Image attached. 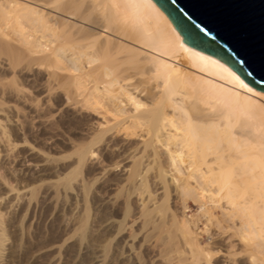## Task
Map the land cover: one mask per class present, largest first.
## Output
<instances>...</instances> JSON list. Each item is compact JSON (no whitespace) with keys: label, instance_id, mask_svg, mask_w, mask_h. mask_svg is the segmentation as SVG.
<instances>
[{"label":"bare ground","instance_id":"obj_1","mask_svg":"<svg viewBox=\"0 0 264 264\" xmlns=\"http://www.w3.org/2000/svg\"><path fill=\"white\" fill-rule=\"evenodd\" d=\"M181 41L153 0H0V54L45 66L47 92L60 89L66 103L100 116L87 141L73 146L78 164L95 157L101 141L119 134L138 138L128 148L132 162L125 183L139 182V195L146 194L153 206L147 172L155 165L165 193L171 190L185 202L187 190L198 203L204 245L190 218L171 215L190 263L197 264L207 246L244 251V264H262L264 104L255 93L264 91L221 60L185 42L181 47ZM130 97L147 107L137 111ZM161 145L166 162L155 150ZM142 207L150 214L158 209ZM224 259L241 260L235 252Z\"/></svg>","mask_w":264,"mask_h":264},{"label":"rangeland","instance_id":"obj_2","mask_svg":"<svg viewBox=\"0 0 264 264\" xmlns=\"http://www.w3.org/2000/svg\"><path fill=\"white\" fill-rule=\"evenodd\" d=\"M6 31L12 33L10 29ZM17 56L7 58L0 54V181L8 185L7 190L0 187V264H70L72 250L56 245H63L81 228L90 240L87 258L99 259L97 249L109 232L120 228L125 210L131 213L133 227H129V233L135 235L136 227L142 228L151 241L148 254L143 257L148 264H191V253L183 245V234L178 223L171 222V215L181 221L190 218L204 245V220L198 203L191 199L184 202L170 189L165 193L155 165L147 172V186L155 194L153 206L147 203L146 194L139 195V182L125 183L126 169L132 162L131 158L127 160L128 148L138 138L126 139L119 134L113 137L114 141L112 137L101 141L94 146L95 158L78 164L73 146L81 139L87 141L88 132L100 116L72 106V122L66 123L63 117L57 119L52 105L56 104V111L59 110L63 92L58 89L54 95L52 89L49 93L53 96L44 94L45 66ZM4 58L11 60L14 70L12 65L4 64ZM13 58L22 62L18 60V64ZM5 82L10 87L5 88ZM159 154L166 162L163 149ZM142 204L147 210L154 206L158 209L146 214ZM108 219L114 224L101 229V222ZM138 219L142 224L136 225ZM124 245L121 241L118 248ZM20 246L24 248L23 254L17 251ZM37 251L43 255L36 256Z\"/></svg>","mask_w":264,"mask_h":264},{"label":"water","instance_id":"obj_3","mask_svg":"<svg viewBox=\"0 0 264 264\" xmlns=\"http://www.w3.org/2000/svg\"><path fill=\"white\" fill-rule=\"evenodd\" d=\"M187 45L264 91V0H153Z\"/></svg>","mask_w":264,"mask_h":264},{"label":"snow or ice","instance_id":"obj_4","mask_svg":"<svg viewBox=\"0 0 264 264\" xmlns=\"http://www.w3.org/2000/svg\"><path fill=\"white\" fill-rule=\"evenodd\" d=\"M107 32V29L104 30ZM181 47H183V42L181 41ZM203 58V57H202ZM5 88L10 87L9 82H5ZM240 87L246 89L249 93L252 92V89L247 86L243 81H240ZM45 94L51 96L52 93L45 90ZM257 97L260 98L262 104H264V93H255ZM130 102L136 107L137 111L146 108L144 104L137 103L131 97L129 98ZM60 107L56 111V104L52 105L53 110L56 112V118L59 119L63 117L66 123H70L73 120V113L71 111L72 102L68 101L65 103L64 99L59 101ZM78 107V106H77ZM163 149V145L160 148H156V151ZM95 158V157H94ZM119 170V169H117ZM140 179H143L141 177ZM176 184L179 185L180 181L176 180ZM0 187H3L7 190L8 185L6 181H0ZM123 187V185H121ZM10 194V193H9ZM119 195V193H117ZM186 198L192 199V196L186 190ZM195 202V201H193ZM125 219L120 223V228L118 230L109 232L104 240L101 242L100 247L97 249L99 252V259L89 260L86 256V252H91L90 240L86 238L85 234L81 230L80 232L73 233L71 237L65 240L63 245H56L57 248L64 247L66 249H71V260L70 264H148L147 261L143 259L144 256L148 254L149 245L151 241L148 239V235L143 231L142 228L136 227V234L132 235L129 233V227L131 225V220L129 216L131 215L129 210H125L123 213ZM114 222L111 219H108L107 222H101L100 228H107L109 225H113ZM142 224V220H137L136 225ZM211 224V221L205 225V228ZM121 241L125 242L123 248H118ZM135 242V243H133ZM211 239H209V244ZM247 243V241H243ZM17 251L21 254L24 252L23 246L17 248ZM45 252L50 251L45 249ZM235 252V256L241 258L240 264H244L242 258L246 257L248 253L244 251H236L234 249H229V251H220L213 250L211 247L205 246V248L200 250V260L197 264H229V261L225 260V256H231ZM36 256H42L43 253L37 251L35 252ZM129 257L131 259L129 260ZM264 264V262H262Z\"/></svg>","mask_w":264,"mask_h":264}]
</instances>
